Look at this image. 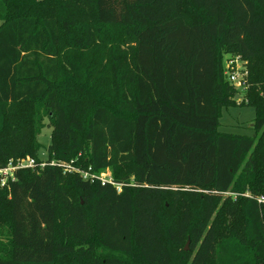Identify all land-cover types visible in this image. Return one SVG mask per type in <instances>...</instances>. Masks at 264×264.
<instances>
[{
    "label": "trees",
    "instance_id": "1",
    "mask_svg": "<svg viewBox=\"0 0 264 264\" xmlns=\"http://www.w3.org/2000/svg\"><path fill=\"white\" fill-rule=\"evenodd\" d=\"M0 21V167L42 162L52 127L47 164L0 182V264H264V0H0ZM233 105L254 136L220 131Z\"/></svg>",
    "mask_w": 264,
    "mask_h": 264
},
{
    "label": "built area",
    "instance_id": "2",
    "mask_svg": "<svg viewBox=\"0 0 264 264\" xmlns=\"http://www.w3.org/2000/svg\"><path fill=\"white\" fill-rule=\"evenodd\" d=\"M248 62L244 60L240 55H229L225 60V76L226 79L234 85L241 93L245 92L249 87L248 76L249 69L247 67ZM47 164L46 160L38 163L35 157L27 156L18 159H10L7 165L0 167V182L2 186H9L10 182L16 180V172L24 168H35L37 165L41 167ZM63 166L65 171H78L81 172L85 179L100 180L103 184L112 183L117 186V189L121 191V185L114 182L109 170L96 174L89 170H81L65 162H52ZM246 195L256 199L258 202L264 204V196H253L250 193Z\"/></svg>",
    "mask_w": 264,
    "mask_h": 264
},
{
    "label": "rangeland",
    "instance_id": "3",
    "mask_svg": "<svg viewBox=\"0 0 264 264\" xmlns=\"http://www.w3.org/2000/svg\"><path fill=\"white\" fill-rule=\"evenodd\" d=\"M1 23L2 21H0V24ZM238 102H241V98L238 99ZM255 116H256V111L255 108L252 106L233 105L229 107H224L222 111V115L220 117V122H221L220 131L254 136L255 130L253 129V124H254ZM51 134H52V127L46 125L38 137V141H40V143L42 144V148L38 153V157L41 158L42 160H46L48 157V147L51 142ZM109 172L112 175V171L109 170ZM187 243L189 249L190 240L186 242V245Z\"/></svg>",
    "mask_w": 264,
    "mask_h": 264
},
{
    "label": "water",
    "instance_id": "4",
    "mask_svg": "<svg viewBox=\"0 0 264 264\" xmlns=\"http://www.w3.org/2000/svg\"><path fill=\"white\" fill-rule=\"evenodd\" d=\"M237 97H239V95H237ZM188 243H189V242H188ZM188 243H187V245H186V247H185L186 249H188Z\"/></svg>",
    "mask_w": 264,
    "mask_h": 264
}]
</instances>
